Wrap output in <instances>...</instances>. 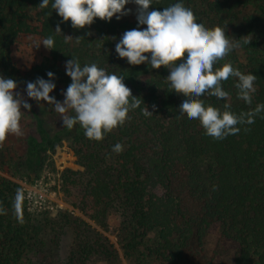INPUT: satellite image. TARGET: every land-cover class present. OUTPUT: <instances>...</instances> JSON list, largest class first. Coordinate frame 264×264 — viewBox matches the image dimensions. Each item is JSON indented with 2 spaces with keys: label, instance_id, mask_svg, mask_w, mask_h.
<instances>
[{
  "label": "trees",
  "instance_id": "1",
  "mask_svg": "<svg viewBox=\"0 0 264 264\" xmlns=\"http://www.w3.org/2000/svg\"><path fill=\"white\" fill-rule=\"evenodd\" d=\"M53 2L49 0V6L41 9L42 0H0V76L27 88V82L37 78L49 80L47 73L52 72L53 91H66L71 83L66 62L76 58L82 67L96 63L108 74L123 76V82L131 78V93L143 102L129 111L130 119L123 126L106 133L102 141L87 139L79 124L71 130L62 127L52 137L40 129V141L29 140V160L37 161L34 169L29 168V160L15 158L0 146V172L11 177L32 172L37 177L46 154L64 141L82 171H62L63 195L100 228H107L110 210L120 208L125 215L120 238L125 258L134 257L135 264H220L222 254L232 252L234 264H264V111L254 117L253 124L237 125L238 134L213 139L198 120L179 113L186 97L170 88L166 80L170 70H157L144 85L128 74L132 70H108L113 54L106 35L124 34L135 28L133 22L125 17L117 20L114 16L110 22L96 18L90 26L74 29L71 21L64 22L52 9ZM180 2L193 11L197 23L233 30L243 60L235 58L237 52L227 63L257 76L251 105L237 98V78L230 77L222 82L229 96L218 99L205 94L200 97L205 106L223 111L230 104L229 110L239 115L264 104V0H152L150 10L162 11ZM245 8L253 9L257 16H240ZM97 23L104 33L98 31ZM57 26L61 33L56 32ZM92 30L99 38L89 34ZM25 36L42 41L54 38V49L46 48L49 57L28 71L17 69L11 59L12 46ZM145 107L152 116L142 114ZM116 143L123 146L120 154L112 152ZM18 188L0 175V264H32L29 254L42 252L41 238L49 224L57 231L56 237L64 228L73 230L74 246L65 264L118 262L116 251L101 233L68 214L37 220L23 202L20 223L13 209ZM150 233L154 234L152 241L146 238ZM214 233L216 246L207 256L204 239Z\"/></svg>",
  "mask_w": 264,
  "mask_h": 264
},
{
  "label": "clouds",
  "instance_id": "2",
  "mask_svg": "<svg viewBox=\"0 0 264 264\" xmlns=\"http://www.w3.org/2000/svg\"><path fill=\"white\" fill-rule=\"evenodd\" d=\"M129 3L137 5L138 24L147 27L124 32L115 46L119 58H126L134 66L147 63L153 69L161 66L169 69L170 74L166 80L170 88L186 97L179 105V113L186 114L190 120H198L205 134L215 140L238 134L241 129L237 125L255 122L254 117L264 111V104H257L254 109L237 115L229 110L230 104H225L221 111L211 105L205 106L200 99L205 94L226 99L229 93L223 90L222 82L234 77L237 78V98L251 105L257 76L244 74L233 68L231 63L214 68V65L240 46V41L230 40L225 30L218 26L208 28L203 23H197L193 11L182 2L165 7L162 11L150 10L152 0H54L51 7L64 22L71 21L74 29H84L96 18L110 22L114 16L119 20L129 15L131 9L125 10V5ZM48 6L49 0H42L38 5L41 9ZM55 30L61 33L59 26ZM65 37L66 40L71 38ZM76 39L79 43L80 37ZM244 43H249V40ZM41 44L49 50L54 49V38L49 36L36 47ZM65 67L71 83L62 92L63 102L50 96L56 87L52 82V72L47 73L49 80L37 78L35 82H27V96L38 104L46 101L54 106V110L61 115L63 127L71 130L79 124L89 140L102 141L106 133L123 126L130 119L129 111L139 108L143 102L141 98L132 95L131 89L123 82V76L108 74L96 63L82 67L78 59L72 58L66 62ZM16 88L15 80L0 76V146H3L9 134L17 137L23 135L21 109L23 107L31 111V104L15 91ZM69 111L74 114L68 115ZM142 114L146 117L153 115L147 107L142 109ZM122 151L120 143L112 147V152L116 154ZM24 199V191L18 188L13 209L20 223H23Z\"/></svg>",
  "mask_w": 264,
  "mask_h": 264
},
{
  "label": "rangeland",
  "instance_id": "3",
  "mask_svg": "<svg viewBox=\"0 0 264 264\" xmlns=\"http://www.w3.org/2000/svg\"><path fill=\"white\" fill-rule=\"evenodd\" d=\"M131 9V13L127 16H122L127 18L130 22L135 24V28L143 30L146 25H139L136 19V9L137 5L134 3L127 4L125 10ZM257 16L253 13V9L245 8L241 11L240 16ZM33 17V14H31ZM98 31L104 33V29L100 23H97ZM233 30L226 31L225 34L230 40H234L232 36ZM90 35L93 38H99L96 32L92 30ZM123 34H119L117 37H111L106 35V39L109 41L108 49L111 50L113 54V63L108 70H132L134 73H128L129 75L134 74L137 78V82L140 85H144L149 77L157 70H169L163 66L159 69H153L149 66L145 67L141 65H130L126 58L121 59L115 51V46L119 42ZM42 43V40L36 36H25L22 37L17 43H15L11 48V59L15 67L19 70L28 71L32 66L40 64L44 59L49 57L48 50L41 44L38 48L37 44ZM238 52V53H237ZM240 46L233 49L223 60L220 62L227 63L232 56L235 54V58L240 61L243 57L239 55ZM150 55V54H146ZM132 79H128L124 84L132 90ZM126 81V80H125ZM23 99L31 104V111L22 107V118L20 121L21 129L23 132L22 136H15L9 134L4 142L5 150L22 161L29 160L28 150H29V140L31 138L40 141L39 131L42 129L50 137H52L58 130H60L63 125L61 121V115L54 110V106L49 105L46 101H41L39 104L30 99L27 96L26 88L22 86H17L15 89ZM63 90L52 91L50 96L55 97L59 102H63L64 96L62 95ZM41 105V106H40ZM71 111L67 114L71 115ZM30 161V162H29ZM29 168H37L35 160H29ZM35 161V162H34ZM69 169L72 171H82V168L77 164L76 157L74 156L72 150L68 147L67 143L62 141L56 144L54 152H48L46 154V160L42 167V171L39 176L34 177V173L29 172L28 175L24 177H11L7 173H1L0 175L6 179L11 180L16 183L20 189L24 191L25 194V208L26 211L32 216L38 219L43 216L47 218L57 219L58 215L68 214L73 219H79L83 221L90 229H94L104 236L112 248L116 251L118 255V262L116 264H135L133 258H125L121 250L120 238L123 233V222L125 221V215L122 213L118 206H115L110 210L109 217L107 218L106 224L107 228H100L93 221L89 220L81 211L75 209L71 202L65 198L60 188V175L63 170ZM42 194L46 197L45 209L40 211L37 210V205L35 203L36 197ZM59 206V207H58ZM51 225L43 231V249L41 253H30L29 260L32 264H65L67 258L69 257L74 246V233L69 227L61 230L58 237L54 235L57 231H52ZM56 227V226H55ZM147 240H154V234L150 233L147 235ZM53 239V243L50 240ZM216 234L207 235L204 239V252L205 255L209 256L216 246ZM42 244V243H41ZM150 243H147L149 245ZM27 264V262H25ZM94 264H107L103 261L95 260ZM144 264H157L152 261H146ZM220 264H234V253L227 252L223 253L221 257Z\"/></svg>",
  "mask_w": 264,
  "mask_h": 264
},
{
  "label": "built area",
  "instance_id": "4",
  "mask_svg": "<svg viewBox=\"0 0 264 264\" xmlns=\"http://www.w3.org/2000/svg\"><path fill=\"white\" fill-rule=\"evenodd\" d=\"M35 203L37 205L38 211L45 209L46 197L42 194H39L38 197H36V199H35Z\"/></svg>",
  "mask_w": 264,
  "mask_h": 264
}]
</instances>
